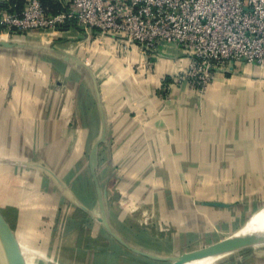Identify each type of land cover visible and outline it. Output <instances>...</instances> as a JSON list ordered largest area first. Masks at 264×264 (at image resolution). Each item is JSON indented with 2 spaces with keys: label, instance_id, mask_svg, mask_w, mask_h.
<instances>
[{
  "label": "rangeland",
  "instance_id": "obj_1",
  "mask_svg": "<svg viewBox=\"0 0 264 264\" xmlns=\"http://www.w3.org/2000/svg\"><path fill=\"white\" fill-rule=\"evenodd\" d=\"M55 35L36 30L21 37L2 36L1 39L14 45L23 44L21 50L0 47V58L6 60L5 72L0 74V90L4 104L11 109L0 118L4 116L8 126L14 123L30 126L27 131L0 129V212L15 235L25 264H140L141 256L131 248H137L149 236L176 245L177 254L181 255L227 239L264 205V178L250 181L238 177L237 146L224 145L220 133L208 136L209 129L204 123L197 134H190L186 145H158L163 138L151 139L147 133L146 139L156 146L150 147L147 143L145 148L137 145L141 144L137 140L143 136L142 132L131 129V134H137L136 146L121 147L110 141L109 115L103 111L100 93L96 118L102 122L101 131L94 127L93 115L69 112L67 98H53L51 113L38 110L34 114L23 113L22 108L28 104H44V99L36 100L20 87L24 75L48 77L54 95H60L70 86L77 95V90L83 88L82 81L77 79L84 65L96 85L101 76L100 80H105L103 73L109 74L105 68L100 76L95 75L99 67L95 65L94 69L92 59L82 53L86 40L78 45L67 34L58 38ZM88 35L90 46L94 35L91 32ZM102 42L104 39H98L96 43ZM92 47L89 52L94 54ZM64 50L75 55L80 63L69 61L71 66H67L60 58L63 57L60 51ZM101 51L105 59L116 54ZM98 55L96 52L95 57L103 64ZM212 82L202 92L195 90V105L200 111L201 101ZM172 88L173 85L162 89L167 96L164 105L171 100ZM81 95L87 93L82 89ZM182 100L188 101L187 94ZM44 121L51 125L39 129ZM23 137L28 139L25 140L28 146L22 140L18 142ZM93 147L95 152L91 155ZM137 148H148L147 154H158L143 160L140 156L132 161L120 159V154L136 153ZM14 163L16 173L6 175L8 171L3 164L14 166ZM98 201L102 202L111 232L99 220ZM167 204L184 205L187 208L182 212L188 216L181 221L173 220L171 214L175 210L159 209ZM262 250L230 253L220 261L209 260V264H228ZM7 260L0 243V264H8Z\"/></svg>",
  "mask_w": 264,
  "mask_h": 264
},
{
  "label": "crops",
  "instance_id": "obj_2",
  "mask_svg": "<svg viewBox=\"0 0 264 264\" xmlns=\"http://www.w3.org/2000/svg\"><path fill=\"white\" fill-rule=\"evenodd\" d=\"M23 33H26V31L2 33L0 34V40L3 38L2 36L14 38L23 36ZM54 34H57L55 35L57 38L67 34L78 45L83 44V40H86L84 41L86 42V48L82 53H86L92 59L93 68L95 65L99 67L98 71L94 68L95 75L100 76L105 68H108L109 74L103 73L102 75L106 77L105 80L101 81V76L96 85L95 79L87 70V72L85 69L79 71L77 80L82 81L83 88L77 90V95L75 94V88L72 86H70V89L59 93L60 95H54L48 77L37 78L33 74L24 75L20 87L28 92L31 97H35L36 100L44 99V104L41 106L36 102L35 105L28 104V106L22 108L23 113L32 112L34 114L36 110L46 114L51 113L53 98H60L61 100L67 98L69 112L78 113L79 115L86 112L93 115L94 127L101 131L103 128L102 122L96 118V114H99L97 98L98 93H100L103 111L109 115L107 128L111 134L110 141L115 143L116 146L135 147L134 143L140 141L141 144L137 145L145 147L149 145L147 143H150L145 137L147 133H149L151 139L157 136L163 138L158 145L161 144L165 147L186 145L190 142L187 141L190 134H197L199 126L204 123L206 128L209 129L208 136L216 132L220 133L224 145L237 146L238 155L235 160L239 163V168L236 171L238 177H244L250 181L255 178H264V67L235 62L229 64L228 67L217 68L214 72L213 82L201 101L200 111L195 105L197 102L196 97H194L196 91L192 88L189 89L185 83L173 85L169 93L171 100L167 104H163V100L167 96H165L166 94L163 93L162 89L164 86H171L172 77L187 61L185 53L180 51L176 45L162 43L154 49H143L135 43H127L121 33L112 32L102 36L97 30H92L93 40L88 46L89 33L77 25L60 28ZM98 39H104V42L99 45L96 43ZM0 47L4 48L5 46L0 45ZM15 47L17 50H21L19 48H22L23 44L14 45L13 43L12 47H5V49H15ZM91 47L94 54L89 52ZM100 49L116 54H112V57L107 56L105 59L102 57L104 53ZM96 52H99L98 57L101 56L103 64L99 63L100 59L95 57ZM60 58L67 63V66H71L64 57ZM5 63L6 60L0 58V74L5 72L3 69ZM82 89L87 95H81ZM186 94L188 96L187 102L182 100ZM91 98L94 99V102ZM10 110L4 104L3 93L0 90V115ZM0 119V129L4 132L9 128L17 131L21 129L27 131L30 128L25 123L24 125L14 123L12 126H8L4 116H1ZM82 122L85 125V119H82ZM46 123L44 121L43 125L40 124L39 129L44 130ZM131 129L137 130L139 134L142 132L143 136L135 141L136 138L134 137L137 134H131ZM3 137L5 139V136ZM20 140H22V144L28 146L25 141L28 139L20 138L19 143ZM36 141L34 140V142ZM36 144H38V141ZM151 146L155 147V142L151 141ZM147 149L137 148L138 152L136 153H122L120 159H130L132 161L139 156L141 157L140 160L157 156L158 153L156 152L147 154ZM32 154L30 152L29 155L32 156ZM228 160L230 161L231 158ZM3 165L8 171L7 174H4L16 173L17 166L15 163L14 166H10V164ZM6 165L9 166L6 167ZM40 176L44 177L45 175ZM57 184L68 195L67 191L64 190V186L60 185L59 182ZM185 208L187 207L181 204H167V207L166 205L159 206V209H164V211L175 210V213L171 215L173 220L177 221H181L185 219L183 217L188 216L182 212ZM189 210L191 211L190 207L187 211ZM190 211L189 215H191ZM175 246L149 236V239L146 240L145 238L135 246L147 255L135 253L141 256L142 261L140 260V264L150 262L167 264L170 263V257L178 255ZM228 264H264V250L255 252L243 260L228 262Z\"/></svg>",
  "mask_w": 264,
  "mask_h": 264
},
{
  "label": "built area",
  "instance_id": "obj_3",
  "mask_svg": "<svg viewBox=\"0 0 264 264\" xmlns=\"http://www.w3.org/2000/svg\"><path fill=\"white\" fill-rule=\"evenodd\" d=\"M0 34H54L74 22L85 32L121 33L129 44L154 49L171 43L187 61L172 77L202 92L217 68L235 62L264 67V0H63L56 12L39 0L21 9L1 0Z\"/></svg>",
  "mask_w": 264,
  "mask_h": 264
},
{
  "label": "bare ground",
  "instance_id": "obj_4",
  "mask_svg": "<svg viewBox=\"0 0 264 264\" xmlns=\"http://www.w3.org/2000/svg\"><path fill=\"white\" fill-rule=\"evenodd\" d=\"M261 248H264V205L251 214L240 229L213 245L209 251L187 252L170 264H209V260L220 261L229 257L230 253Z\"/></svg>",
  "mask_w": 264,
  "mask_h": 264
},
{
  "label": "water",
  "instance_id": "obj_5",
  "mask_svg": "<svg viewBox=\"0 0 264 264\" xmlns=\"http://www.w3.org/2000/svg\"><path fill=\"white\" fill-rule=\"evenodd\" d=\"M0 45L5 46V47H12L13 43H10L8 41H4V40H0ZM50 49H52L53 51H56L55 49H53L52 47H50ZM60 53L63 54L64 59L70 61V63L76 64V63H80L79 59L75 56L72 55L70 53H67V51H60ZM83 67V65H82ZM84 69L87 70V67L84 65ZM88 71V70H87ZM89 72V71H88ZM103 137H101L102 139ZM100 139V140H101ZM95 152V147H93L92 149V154L93 155ZM91 161L95 162V159H91ZM98 193V198H99V190H97ZM101 207V217L99 218L100 221H102L103 226L105 227V229L109 232H111V229L109 227V224L105 218V213L104 210L102 209V202L98 201ZM114 237L116 239H118L121 243L125 244V242L117 235L114 234ZM0 243L5 251V254L7 256V262L8 264H25L24 260H23V256L21 254L19 245L17 243V240L15 238V235L12 231V229L10 228L9 224L7 223V221L5 220V218L3 217V215L0 212ZM217 243V242H216ZM215 243L205 247V248H201V249H197L194 251H209L210 249L213 248V245ZM134 252L137 253H143L145 255H147L144 252H141L139 249L137 248H131ZM217 251H222V249H217ZM192 252V251H190ZM187 253V252H185ZM182 253L181 255L178 256H174V257H170V263L177 261L178 259L182 258V256L185 254ZM149 255V254H148ZM169 263V264H170Z\"/></svg>",
  "mask_w": 264,
  "mask_h": 264
},
{
  "label": "trees",
  "instance_id": "obj_6",
  "mask_svg": "<svg viewBox=\"0 0 264 264\" xmlns=\"http://www.w3.org/2000/svg\"><path fill=\"white\" fill-rule=\"evenodd\" d=\"M27 0H9V4L14 5L16 9H21ZM39 2L49 11L56 12L57 10L62 8V0H39ZM7 7L8 5L5 3L0 2V7ZM69 25H75L74 22H69L66 25H63V27H67Z\"/></svg>",
  "mask_w": 264,
  "mask_h": 264
}]
</instances>
